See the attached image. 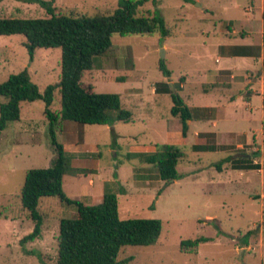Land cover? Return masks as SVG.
I'll return each mask as SVG.
<instances>
[{"label":"rangeland","instance_id":"rangeland-1","mask_svg":"<svg viewBox=\"0 0 264 264\" xmlns=\"http://www.w3.org/2000/svg\"><path fill=\"white\" fill-rule=\"evenodd\" d=\"M51 5L55 14L92 15L112 12L118 0H53ZM153 12L163 17L169 36L114 34L111 49L81 78L95 92L119 94L131 120L111 125L61 120L55 92L50 110L57 116L56 141L96 145L92 156L80 155L94 159L83 161L91 168L66 174L63 191L95 205L104 183L118 180L125 189L117 196L121 219L162 221L154 244L120 251L117 259L131 258L128 264H264V0H155L145 2L137 15ZM48 16L37 0H0V17ZM24 42L21 34L0 36V82L27 68L41 93L59 80L61 51L35 48L31 56ZM240 48L250 56L233 55ZM160 61L169 77L159 70ZM159 82H168L189 108H199V118L209 116L190 120L187 144H181L185 156L176 168L181 178L167 184L127 150L132 144L165 143L167 132L181 129L170 113V95L155 92ZM5 101L0 96V104ZM44 108L42 100L21 102L19 119L0 134V264H57L59 221L76 212L55 196L41 197L40 234L23 240L35 225L21 203L26 172L50 167L56 155ZM197 129L214 132L205 139L217 150L191 148L200 143ZM242 154L259 169L234 168L231 159Z\"/></svg>","mask_w":264,"mask_h":264},{"label":"trees","instance_id":"trees-1","mask_svg":"<svg viewBox=\"0 0 264 264\" xmlns=\"http://www.w3.org/2000/svg\"><path fill=\"white\" fill-rule=\"evenodd\" d=\"M37 1L49 13L48 17H0V36L23 35L24 45L31 56L35 48H59L61 51L59 80L47 85L43 92L40 93L31 81L27 68L0 82V96L7 98V101L0 104V134L10 121L19 119L21 102L42 100L44 113L51 125L52 145L56 153L50 167L32 168L26 172L21 188V203L29 211V217L35 225L23 240H32L40 234L43 220L38 211L40 198L55 196L62 204L72 205L76 210L71 217L59 221L57 264H128L131 258L117 259L120 251L127 246L154 244L161 234L162 221L157 218L121 219L117 196L125 192V189L117 180L104 183L101 202L95 205L72 199L64 193L63 177L66 174L82 173L86 169L72 167L73 154L65 151L62 144L56 141L52 126L57 116L50 110V106L58 91L61 120L97 125L131 120L132 112L122 107L119 94L95 92L90 84L82 81V75L92 69L98 56L111 49V37L114 34H158L167 37L171 32L163 17L156 12L137 15L145 2L155 0H118L117 8L112 12H96L92 15L74 11L55 14L51 5L53 0ZM242 53H246L244 48L236 52L244 55ZM158 68L164 77L171 75L163 61L159 62ZM155 92L170 95L173 102L170 113L179 118L180 131L186 136L187 121L199 119L195 114L199 108H189L168 82L157 83ZM191 148L203 151L212 149V146L196 144ZM128 156L153 166L158 178L165 184L181 178L176 168L185 156L182 145L158 143L154 151L129 152ZM241 156L231 159L234 168L259 169V164L253 163L247 154Z\"/></svg>","mask_w":264,"mask_h":264},{"label":"crops","instance_id":"crops-1","mask_svg":"<svg viewBox=\"0 0 264 264\" xmlns=\"http://www.w3.org/2000/svg\"><path fill=\"white\" fill-rule=\"evenodd\" d=\"M242 54H244V55H241V54H233V55H238V57H241V58L250 56L249 52L242 53ZM208 117L209 116H204L203 118H199L198 120H202V119L204 120V119H207ZM218 118H219V116L216 115L215 118L213 119V125H216L214 122ZM196 122H197V120H196ZM187 124H188V130H187L186 136H183L181 131H178V132L176 131L175 133L174 132H169V133L167 132L166 142L165 143L179 144V145L187 144V136H188L189 128L192 125V121H188ZM209 133H214V132L209 130V129H205V130L204 129H200V130L197 129V130H195L194 135L197 137V140L200 143H193V145H196V144H198V145H206L205 136H208ZM62 146H63L65 151L70 152V153L73 154V157L71 159V161H72L71 166L72 167H74V168H84V169L85 168H91V167H84L83 161H85V160H94V159H92L90 157L81 158L80 155H81V153H88V155L92 156L95 153V151H94L95 148H96L95 144H91V145L87 146L84 143L76 141L75 143H72V144L71 143H64ZM144 148L147 149L145 151H154L155 150V145L153 146V145H135V144H132V145H129V148L127 150L130 151V152H138V151H144V150H141V149H144ZM214 150H217V149L215 148V146H212V149L203 150V151H197V152L214 151ZM95 161H96L95 165H99L100 164L99 160H95ZM95 165H93V166H95ZM113 181H115V180H113ZM101 199H102V195H101Z\"/></svg>","mask_w":264,"mask_h":264},{"label":"water","instance_id":"water-1","mask_svg":"<svg viewBox=\"0 0 264 264\" xmlns=\"http://www.w3.org/2000/svg\"><path fill=\"white\" fill-rule=\"evenodd\" d=\"M172 85V84H171Z\"/></svg>","mask_w":264,"mask_h":264}]
</instances>
